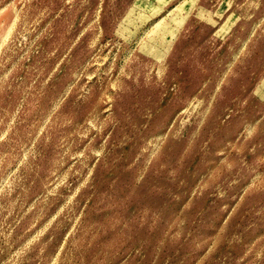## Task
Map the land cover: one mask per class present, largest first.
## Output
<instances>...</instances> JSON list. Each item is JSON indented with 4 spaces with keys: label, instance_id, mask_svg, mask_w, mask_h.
<instances>
[{
    "label": "rangeland",
    "instance_id": "rangeland-1",
    "mask_svg": "<svg viewBox=\"0 0 264 264\" xmlns=\"http://www.w3.org/2000/svg\"><path fill=\"white\" fill-rule=\"evenodd\" d=\"M0 264H264V0H0Z\"/></svg>",
    "mask_w": 264,
    "mask_h": 264
}]
</instances>
